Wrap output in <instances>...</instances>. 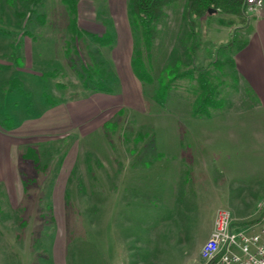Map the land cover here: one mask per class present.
Wrapping results in <instances>:
<instances>
[{
    "label": "rangeland",
    "instance_id": "1",
    "mask_svg": "<svg viewBox=\"0 0 264 264\" xmlns=\"http://www.w3.org/2000/svg\"><path fill=\"white\" fill-rule=\"evenodd\" d=\"M76 2L75 16L66 0H0V49L13 48L0 53V129L11 143L8 181L0 180V264H204L217 209L249 221L264 207L255 192L264 186V103L233 65L254 45L248 12L264 5L245 1L239 15L224 0V9L192 15L191 29L186 0L173 1L147 48L129 0ZM84 30L108 32L113 43L100 46ZM26 37L36 40L33 53L18 52ZM87 61L105 70L101 85L80 76ZM169 68L177 74L156 97ZM203 80L213 92L196 111ZM211 133L242 135L239 148L219 139L227 148L213 155L218 177L203 169ZM29 147L38 162L21 158ZM210 178L223 181L219 205L203 191ZM190 179L191 188L177 183L191 193L180 197L174 183Z\"/></svg>",
    "mask_w": 264,
    "mask_h": 264
},
{
    "label": "crops",
    "instance_id": "2",
    "mask_svg": "<svg viewBox=\"0 0 264 264\" xmlns=\"http://www.w3.org/2000/svg\"><path fill=\"white\" fill-rule=\"evenodd\" d=\"M249 14L252 15L251 19L253 18L251 23H249V24L251 25V27L254 25V34H255V37L253 40L254 45L249 50L243 51L241 53H240V51L237 52L234 56L233 65H234L239 76H240V70H241L251 79L252 85L255 88V90L257 91L256 94H257L259 100L261 99L262 102L264 103V7L255 14L253 12L252 13L248 12V15ZM251 27H250V29H251ZM23 41L25 42V44L23 46L18 45V52H20L22 47H24L26 53L27 52L33 53V51L36 50V45L33 44V41H36L35 39L33 40V39H30L29 37H26ZM11 47H12V44H9L8 49H5V44H3L1 49H0L1 50L0 53L2 52L4 54V52L6 50H8V51L12 50L13 48L11 49ZM239 122H240V119H239ZM4 133L5 132L0 129V171H2V172H4V171L6 172L9 169L11 170L10 153H9L11 143H10V138L8 136H6ZM225 134L226 133H224V134L220 133L218 135V134L211 133L210 135L208 134L207 135L208 137L206 138L209 141V142H207L208 145H206V147H207L206 151H208L209 155L206 157V163H205L206 166L203 167V169H204V172H206L207 174L208 173H215L216 177H218V173L220 171V168L216 167L217 164L215 162H216L217 158L215 159L213 155L216 154L217 152L219 153V151L222 152V150L224 151L227 148L226 145L221 144L219 142V139H222L223 137H228L229 139H232L233 143H235L234 144L235 148L240 147V140L242 137L241 133H238V135H236V136L233 133H231L232 136H230V137H229L230 133L228 136ZM253 134L257 135V133H253ZM252 135H251V137H252ZM187 138L190 139L189 136ZM225 140H227V139H225ZM218 145H220V147ZM191 146L192 145L190 143L189 144L186 143L185 149H183L184 152L187 151L188 155L191 154V150H192V149H190ZM6 147H7V149H6ZM178 168H179L178 173H182V171H183V172H186L187 175L189 174V176H190V174L194 173V171H192L193 169L191 167H187V169H184L181 167H178ZM10 175H11V173H10ZM189 178H191V177H189ZM6 179L8 181L7 172H6L4 179L0 175V180L5 181ZM190 181H191V179L188 181H185V182L177 180V182L174 183V189L177 193H179L180 197L186 196V197L190 198L191 193L186 192V191H180L179 192V190H178L179 184H177V183L180 182V185L182 186V188H184V185H185V187L191 188L190 183H188ZM207 182L208 183L205 185L206 190L204 189L203 191H205L206 194L209 193L211 204L219 205V203H222V200L220 199V197H222V196H220L218 194V191L223 193L221 195H224V189L222 188L223 187V181H217V183H215V181L210 178V180H208ZM201 189H203L202 186H201ZM200 192L201 191L195 192V193L198 196ZM255 192L258 195H260L261 200H264V186L261 187L260 184H257ZM233 202L235 204H240V199H233ZM233 219H234V223L238 224L237 226H240V223L246 222V219L245 220L244 219L238 220L234 217H233Z\"/></svg>",
    "mask_w": 264,
    "mask_h": 264
},
{
    "label": "trees",
    "instance_id": "3",
    "mask_svg": "<svg viewBox=\"0 0 264 264\" xmlns=\"http://www.w3.org/2000/svg\"><path fill=\"white\" fill-rule=\"evenodd\" d=\"M35 3L38 0H33ZM65 1V0H64ZM68 1L69 9L71 10L72 14H77L76 10V0H66ZM176 0H129L130 2V16L132 18V27L135 31H139L144 36V45L149 48L154 41V39L157 36L156 28H155V22L159 20V18L162 16L164 12L165 6L172 3ZM230 4L232 5V9H235L234 11L237 12L239 15L243 14V11L245 9L244 3L246 0H229ZM224 0H186L187 5V20L190 21V28L193 29V21L191 18L195 15V17H201L204 14L208 12V9L212 6L215 9L219 8H225ZM228 9H230L228 7ZM231 10V9H230ZM193 15V16H192ZM73 28L74 32L73 35L78 37H81L82 35V29H78L77 27V18H73ZM83 32L89 34L93 37V39L100 44V46H107L111 45L113 43L112 36L106 32L105 34H96L87 30H84ZM79 40V38H77ZM89 61H87L84 74L80 75L84 78V80L94 81L95 78H97L95 81L96 83L102 84V80L105 79V70L99 69V67L94 64H88ZM143 67V69H141ZM133 70L135 75L140 79L143 80L148 73L145 72L144 65L141 63V61L138 58L133 59ZM144 71V72H142ZM167 75L169 77L168 82L166 83L165 80L160 84L158 87L156 97L160 96L161 98L165 95V93L170 88L169 82L172 81V79L176 76L177 72L174 70V68H169L167 71ZM146 75V76H145ZM185 75V74H184ZM149 78V76L147 77ZM85 81V82H86ZM205 81V82H204ZM208 88V89H207ZM99 90L105 91L107 93H111V89L107 87H100ZM201 90H204V93H202L201 97L199 98V101H197V105L195 106V110L197 111L199 108L198 103L202 102L203 105L208 101L211 96V93L213 92V89L209 87V83L206 80L202 81V88ZM21 158L25 161H32L35 160L38 162V154L36 152V149L34 148H27L25 154L21 156ZM24 176L26 174L25 171L21 172Z\"/></svg>",
    "mask_w": 264,
    "mask_h": 264
},
{
    "label": "built area",
    "instance_id": "4",
    "mask_svg": "<svg viewBox=\"0 0 264 264\" xmlns=\"http://www.w3.org/2000/svg\"><path fill=\"white\" fill-rule=\"evenodd\" d=\"M246 2L255 9L264 5V0ZM237 225L228 210L216 211L213 229L200 251L204 264H264V207L256 218Z\"/></svg>",
    "mask_w": 264,
    "mask_h": 264
},
{
    "label": "water",
    "instance_id": "5",
    "mask_svg": "<svg viewBox=\"0 0 264 264\" xmlns=\"http://www.w3.org/2000/svg\"><path fill=\"white\" fill-rule=\"evenodd\" d=\"M212 11H214V10L209 9V12H212Z\"/></svg>",
    "mask_w": 264,
    "mask_h": 264
}]
</instances>
